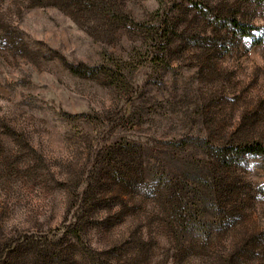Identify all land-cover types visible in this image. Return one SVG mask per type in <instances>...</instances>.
<instances>
[{
  "label": "rangeland",
  "instance_id": "rangeland-1",
  "mask_svg": "<svg viewBox=\"0 0 264 264\" xmlns=\"http://www.w3.org/2000/svg\"><path fill=\"white\" fill-rule=\"evenodd\" d=\"M263 35L264 0H0V264H264V155H220L264 146Z\"/></svg>",
  "mask_w": 264,
  "mask_h": 264
},
{
  "label": "trees",
  "instance_id": "trees-1",
  "mask_svg": "<svg viewBox=\"0 0 264 264\" xmlns=\"http://www.w3.org/2000/svg\"><path fill=\"white\" fill-rule=\"evenodd\" d=\"M231 26L233 29H236L242 36H250L252 34V31L257 30V28L255 27L243 25L234 20L231 22ZM263 38L264 35L262 36L261 39ZM261 41L262 40H258L257 43H260ZM88 71L91 74H93L94 71H96V69H90ZM74 73H79V72H74ZM220 155L230 156L231 158L234 159L241 157L243 155L261 156L264 155V146H261L260 144L257 143L239 145L236 148L221 151Z\"/></svg>",
  "mask_w": 264,
  "mask_h": 264
}]
</instances>
